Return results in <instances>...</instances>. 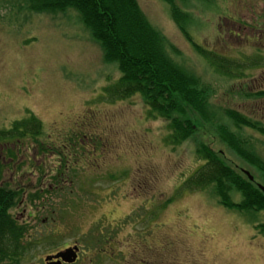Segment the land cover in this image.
<instances>
[{
  "label": "rangeland",
  "instance_id": "1",
  "mask_svg": "<svg viewBox=\"0 0 264 264\" xmlns=\"http://www.w3.org/2000/svg\"><path fill=\"white\" fill-rule=\"evenodd\" d=\"M173 1L136 3L160 53L210 95L203 119L193 113L189 128L180 123L188 137L177 145L141 95L103 97L121 73L77 12L0 0V132L9 134L0 135L1 185L22 195V209L8 211L19 242L0 261L41 264L55 250L49 244L67 241L81 245L82 264H264V211L233 209L242 194L230 184L218 192L183 187L217 158L264 194V133L226 114L264 129V0ZM216 55L252 69L227 79ZM20 121L29 133L11 131ZM218 194L234 205L222 206Z\"/></svg>",
  "mask_w": 264,
  "mask_h": 264
},
{
  "label": "trees",
  "instance_id": "2",
  "mask_svg": "<svg viewBox=\"0 0 264 264\" xmlns=\"http://www.w3.org/2000/svg\"><path fill=\"white\" fill-rule=\"evenodd\" d=\"M164 1L174 5L173 0ZM35 2L30 11L38 10L56 14L66 13L72 9L77 12L83 25L91 31L95 41L102 47L107 61L118 64L121 78L103 89L105 99L123 101L135 93L141 95L148 109L147 115L168 123V129L172 131L169 142L173 145L179 144L188 137L187 128L179 127L183 122L188 127V114L196 113L200 120L203 119L202 115L210 107L209 93L207 91L205 93L204 88H199L200 85L196 79L187 75L160 53L158 34L143 18L136 0H35ZM171 9L174 10L172 5ZM214 64L218 75L227 79H235L236 75V78L242 77L240 73H237L241 65H228L227 70L223 64L217 62ZM261 95L259 96H264V94ZM226 114L233 123L236 122L239 126L248 129L250 127L251 130L264 133V129L255 127L244 120L240 114H233L230 111ZM31 122L39 134L40 123L34 118H31ZM28 124V121L15 122L11 131L21 129L27 131ZM192 128L196 127L192 126L191 130ZM0 135L5 137L9 134L0 132ZM31 137L33 139L35 134ZM74 141L76 142V139ZM61 150L68 154L66 146H63ZM205 167L200 172H195L183 184V187L189 190H203L213 184L218 192L230 184V187H234L242 194V199L239 205H234L227 197L218 194L217 197L222 206L234 205L233 209L239 206L238 209L242 212L264 211V194L253 183H245L238 179V176L217 158L209 160ZM65 168L66 166L61 169ZM202 172L205 173L202 174ZM1 182L0 165V254L7 251V244L19 242L17 236H19L20 228L11 222L13 218L8 211L17 205L22 196L17 191L4 188ZM38 195L39 193L33 194L32 199H39ZM262 230L264 231V225Z\"/></svg>",
  "mask_w": 264,
  "mask_h": 264
},
{
  "label": "flooded vegetation",
  "instance_id": "3",
  "mask_svg": "<svg viewBox=\"0 0 264 264\" xmlns=\"http://www.w3.org/2000/svg\"><path fill=\"white\" fill-rule=\"evenodd\" d=\"M233 24H235L234 22H233ZM232 35H233V33H232ZM250 44V43H249ZM231 61H234V59H232ZM20 206L22 207V205H19L18 206V208L19 209H22V208H20ZM23 218H24V215L22 214L21 215V221L23 220ZM28 219H32V217L29 215L28 216ZM46 233H40V232H38V231H36V229H35V232H34V235H36V236H38V235H45ZM39 238H41V240H46L47 238H48V236L47 235H45V236H43V237H39ZM39 245H40V243H39ZM74 246V244H69V245H67V246H65V247H63V248H61V249H59V250H56L55 252H52V253H48V254H45L44 255V257H43V259H41V264H82L83 263V261H81V258H80V254H81V252L80 253H78L77 254V257H78V259H77V261H75L74 263H66V261L65 260H63V259H52V260H46L47 259V257H51V256H54V255H56V254H58V253H60V252H62V251H65V250H67V249H69V248H72ZM18 262V263H17ZM23 262H27V263H29V264H40V263H35V262H33V260L32 259H28V258H26L25 260L23 259L22 261H19V260H16L15 262L13 261V260H2V261H0V264H15V263H17V264H21V263H23Z\"/></svg>",
  "mask_w": 264,
  "mask_h": 264
},
{
  "label": "water",
  "instance_id": "4",
  "mask_svg": "<svg viewBox=\"0 0 264 264\" xmlns=\"http://www.w3.org/2000/svg\"><path fill=\"white\" fill-rule=\"evenodd\" d=\"M260 188V187H259ZM261 189V188H260ZM261 190H263V189H261ZM264 191V190H263ZM72 251L70 250V251H67L65 254H62V255H60V257H63V258H67V256H71L73 253H71ZM73 258H75L76 256H75V254H73V256H72Z\"/></svg>",
  "mask_w": 264,
  "mask_h": 264
}]
</instances>
